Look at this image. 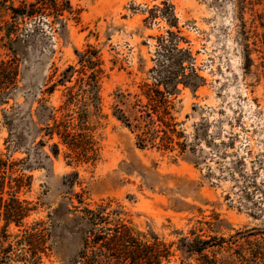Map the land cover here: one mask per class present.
<instances>
[{
  "label": "rangeland",
  "instance_id": "rangeland-1",
  "mask_svg": "<svg viewBox=\"0 0 264 264\" xmlns=\"http://www.w3.org/2000/svg\"><path fill=\"white\" fill-rule=\"evenodd\" d=\"M14 2L19 6L35 0ZM63 2L72 9L60 17L65 28L49 15L39 28L34 21L21 24L26 43L17 47V87L0 97V155L41 161L23 172L32 183L18 196L36 210L24 228H9L10 242L16 244L25 230L44 223L36 238L45 244L43 263L73 264L84 235L72 221L79 213L65 209H73L70 200L78 206L79 196L82 209L108 207V226L120 219L135 232L154 233L173 245L174 256L164 264H198L177 251L184 238H214V244L224 239L222 247L207 252L218 264H264L251 257L264 246V0ZM165 4L174 8L177 22L163 11ZM5 31H0V53L8 60L13 54L4 47ZM163 42L192 54L188 74L194 67L201 83L196 91L179 85L156 115L146 96H154L148 87L156 84L152 71L162 59ZM76 50L88 56L97 52L103 71L102 116L91 115L90 130L82 133L97 151L89 163L57 135L51 139L44 131H33L30 117L38 124L36 110L45 105L60 118L69 89L79 92V80H87L92 71L82 75ZM69 67L76 73L62 86V73ZM116 109L126 114L131 128L114 118ZM147 111L152 121L145 118ZM9 128L24 134L21 148L7 144ZM142 130L151 134L143 149L137 144ZM53 144L59 145V157L51 152ZM23 250L15 246L5 257L0 248V264H21L16 260Z\"/></svg>",
  "mask_w": 264,
  "mask_h": 264
},
{
  "label": "trees",
  "instance_id": "trees-1",
  "mask_svg": "<svg viewBox=\"0 0 264 264\" xmlns=\"http://www.w3.org/2000/svg\"><path fill=\"white\" fill-rule=\"evenodd\" d=\"M165 6H168V4H165ZM71 10L69 2H63V0H35L34 3L21 2L19 6L15 5L14 0H0V21H3L0 22V31L1 29H6L5 36L2 37L6 39L4 47L13 54L12 58L4 60L0 53L1 99L17 87L19 76L18 56L21 53L17 47H22V43H26L25 38L20 34L21 24L26 21H34L35 27L39 28L40 24L43 23V19L46 18L45 15H49L54 17L53 23L57 22L61 27L65 28V22L60 17ZM51 11L53 14L50 13ZM159 11H162V9ZM163 11L167 12L166 15H169L172 21L177 22L172 6H168ZM170 25L178 27L177 23L173 24L170 22ZM169 43L163 42L160 45L161 49L158 52V58L162 59L157 61V66L152 71L157 77L155 78L156 84L153 87H148L154 96H146L153 114L156 115L159 114L158 109L160 107H167L168 99L166 97L175 95L178 92L177 87L179 85L196 91L201 83V78L194 67L188 74L187 65L193 61L192 54L188 50L179 48V44L169 45ZM75 53L79 58V64L82 66V75H87L85 70L92 72L88 75L87 80L83 78L79 80L81 84L79 92L69 89L66 102L59 109L63 113L61 114V119L57 118L55 108L45 105H40L35 113L38 124L44 125V128H39L38 124L34 122L33 116L30 115V117H32L33 131H44L47 133L46 136L51 139L57 135L65 146L73 150L78 157H81V161L89 163L90 161L94 162L97 151L93 150L89 145L91 138L88 140L87 136L82 133L90 130L88 128V120L91 115L102 116L100 79L103 71L100 68L98 69L100 60L97 58V52H95V56H88L77 50ZM94 58L97 59L96 62ZM74 73H76L74 67L67 68L62 73L60 85L66 86L70 83ZM83 96L88 101L83 102ZM90 108H92V111H90ZM144 113L145 118L150 120L153 118L148 111ZM113 116L126 127L131 128L130 121L123 111L116 109L113 112ZM51 121L54 124L53 126H50ZM136 128L139 129V132L141 131V127L138 124H136ZM9 129L7 144L14 143L16 145L15 148H21V145L24 144V134L14 132L11 128ZM150 136V131L145 132L142 130L141 134L137 135L138 147L143 149L149 142ZM35 139L33 136V140ZM51 149L52 154L55 157H59V145L53 144ZM29 158L27 160L30 161L31 155ZM11 159L10 155L6 156V158L0 155L1 252L6 257L13 252L15 246L22 247L24 250L17 257V262L21 264H44L40 254L46 253L45 244L44 241L41 243L36 240V238L38 239L41 236L42 230H39V227L44 228V223H38L36 229L25 230L16 244L10 242L11 235L9 234V228L12 225H15L20 230L24 228L25 219L30 216L32 211L36 210L31 202L21 200L18 194L22 189L30 188L32 183V177H26L23 172L33 171L36 167L35 164H40L41 161L35 160L28 163V161H13ZM73 176L78 178L76 173ZM67 179L68 177H65L64 182ZM78 197L76 196L78 206L73 204V200L69 201L73 209H68L65 204L61 205L63 208L64 205L66 206V213H79L72 221L78 224L80 231L84 235L83 250L73 264H79V262H82V264H164L168 263L171 257L174 256L173 245L164 243L154 233L147 235L135 232L132 227L120 219L114 221L113 227L108 226L111 223V221L109 222V217H106L108 207L98 206L96 210L82 209L81 207L84 203ZM57 212L59 211L57 210ZM214 242V238L209 240L200 238L189 240L184 238L177 244V251L181 253L184 260L193 258L198 264H218L216 258L210 257L207 252L215 247H222L225 240L220 239L219 244H214ZM5 246L7 247L5 248ZM251 257L256 260L264 259V246L253 250Z\"/></svg>",
  "mask_w": 264,
  "mask_h": 264
}]
</instances>
